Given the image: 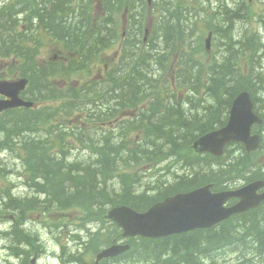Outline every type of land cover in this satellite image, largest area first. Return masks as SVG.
Returning <instances> with one entry per match:
<instances>
[{
	"label": "trees",
	"instance_id": "obj_1",
	"mask_svg": "<svg viewBox=\"0 0 264 264\" xmlns=\"http://www.w3.org/2000/svg\"><path fill=\"white\" fill-rule=\"evenodd\" d=\"M217 2L154 0L158 18L150 31L148 0H0V60H7L0 78H28L23 97L37 106L0 113V152L17 154L32 187L24 197L8 189L6 206L20 217L82 207L85 229L90 232L91 222L98 229L84 242L86 253L130 244L100 264H264V201L213 227L159 238H123L105 216L117 204L145 211L207 183L227 189L264 179V165L256 161L264 141L249 153L231 143L223 157L193 149L194 140L225 125L241 91L252 93L264 118V13L253 15L247 0L231 7ZM116 13L126 17L121 26ZM209 32L210 51L204 42ZM46 45L57 48L44 60ZM111 48L116 59L108 61ZM95 68L101 71L79 85L54 81ZM168 162L165 169L180 162L189 172L175 181L143 180ZM7 169L0 158V175ZM78 253L81 264H93Z\"/></svg>",
	"mask_w": 264,
	"mask_h": 264
},
{
	"label": "water",
	"instance_id": "obj_2",
	"mask_svg": "<svg viewBox=\"0 0 264 264\" xmlns=\"http://www.w3.org/2000/svg\"><path fill=\"white\" fill-rule=\"evenodd\" d=\"M151 2V0H149ZM212 33L206 39V48L210 50ZM29 79H0V112L15 107H33L35 102L24 99L22 92ZM252 95L248 91L240 92L232 103L229 120L224 127L203 134L194 141L197 152L207 151L213 155L222 156L226 144L240 141L247 152L256 150L260 145V135L252 133V126L263 122V117L254 110ZM264 179L254 180L239 187L213 192L207 184L189 192L170 195L150 206L146 211H138L126 204H118L109 209L105 216L114 220L122 228V237L159 238L195 228H206L229 218L234 214L247 211L261 204L264 200ZM263 190L262 193L259 191ZM239 199L232 206H226L228 200ZM130 248L129 243H113L103 247L97 253L95 264L103 258H113L125 253ZM33 259V263L35 262Z\"/></svg>",
	"mask_w": 264,
	"mask_h": 264
},
{
	"label": "rangeland",
	"instance_id": "obj_3",
	"mask_svg": "<svg viewBox=\"0 0 264 264\" xmlns=\"http://www.w3.org/2000/svg\"><path fill=\"white\" fill-rule=\"evenodd\" d=\"M213 1H215L214 4L216 6L221 3L217 2L218 0ZM225 1L231 7L234 6V4L238 0ZM247 1L248 6H250V11H252L251 13L253 15L256 12L263 11L264 13V3L258 0ZM148 6L150 8V11L145 15L144 20L146 21V23L149 22L148 27L151 31L153 28L152 25L157 21L158 15L152 11L153 5L150 6L149 4ZM149 8L147 7L146 10ZM116 14L117 16L115 17H117V20L120 22L119 25L121 26L126 17L121 13ZM240 25L242 29V26L244 24L241 22ZM120 26V33H123V31L121 30H123L124 28H120ZM257 26H259V24H257ZM261 29L263 30V28ZM121 45L122 42H118V44H116L117 51L121 47ZM56 48V45H46V47L42 50L41 58L44 60L50 59L56 53ZM65 54L69 55L67 52ZM104 57H107L108 61H112L113 57L116 59L115 50L113 48L109 49L107 52H105ZM6 64L7 60H0V70H5L4 68L6 67ZM100 71L101 68H98V70L95 68L90 75L88 72L84 71L81 74L70 75L69 79L64 80L63 78L59 77L54 81H56L57 86L70 85L72 82L79 85L86 81H89L90 79H93L94 76L97 75ZM168 76L170 77V75ZM174 83L175 79L172 78V85ZM180 96L184 97L183 92H181ZM260 107L262 108V112H264V101L260 103ZM43 126H45V124ZM74 151H76V149H74ZM83 156H86L88 158L91 157L90 153L87 152L83 154ZM0 158H2L5 165L9 167V169H7L4 173H2V175H0V264H31V261L34 257H36L35 263L38 264H81L78 260L79 258H77V255L79 254L78 252L83 253L81 255V259L86 263L94 261L96 253H86L84 249V242L88 241L91 237L90 232L94 233L98 229L97 225L94 222H91L89 224L91 226L87 225L90 232H88L87 229H84L86 228L84 227L85 211L82 207L64 209V211L54 209L52 212H49L47 214H44L43 210H31L25 216L20 217L15 209L6 206L4 199L6 191L8 189L12 192V195L14 197H24L32 193V187L28 184L30 175L25 170L23 162L16 153L12 152L11 150H3V152H0ZM256 159V161L259 162L261 166L264 165V148L261 154H259ZM172 164L173 162H168V164L163 163L162 165H160V168L156 170V177L146 176L143 180L152 184L155 183L154 181L156 180L155 178H157V176L161 180L166 181L168 180V177L174 180V177L178 176L181 172H189L186 168H183V166H181L180 162L176 166L177 169H173L170 167H168V169H165V166ZM138 168H142V166ZM133 170H136V168L130 169L131 172H133ZM18 181L20 184L18 183ZM23 182L28 186H26ZM114 182H118L117 179L111 182V186ZM140 187H142L143 189L142 184L139 186V188ZM21 193H23L24 195ZM11 214L15 215L14 220L8 217ZM13 227H16V229H18L19 231V233H15L17 234V241L15 238H13L9 231H6L7 229H12ZM3 229H5L4 232L6 233L1 232L3 231ZM23 231L27 233V236H20V234H24ZM10 245L13 246H11L10 248ZM25 249L29 251L28 254H30V257L28 258L26 256V253H22V251ZM220 253L221 252H219V254ZM221 254L226 255L225 253ZM75 259H77L78 261ZM116 264H125V262L121 261Z\"/></svg>",
	"mask_w": 264,
	"mask_h": 264
},
{
	"label": "flooded vegetation",
	"instance_id": "obj_4",
	"mask_svg": "<svg viewBox=\"0 0 264 264\" xmlns=\"http://www.w3.org/2000/svg\"><path fill=\"white\" fill-rule=\"evenodd\" d=\"M252 99H253V96H252ZM254 101V100H253ZM254 105H255V102H254ZM256 110H257V107H256V105H255V112H256ZM257 113V112H256ZM258 114V113H257ZM260 115V114H259ZM261 116V115H260ZM263 117V116H262ZM252 128H253V133H257V134H259L260 135V140H262V141H264V123H260V125H258V124H254L253 126H252ZM238 142H240V141H238ZM231 143H235V142H230V143H228L227 145H226V148H227V146L228 145H230ZM240 143H242V142H240ZM243 144V143H242ZM261 144H262V142H261ZM244 145V144H243ZM244 147H245V145H244ZM226 148H225V151H226ZM259 150V149H258ZM225 151H224V153H225ZM203 153H208V152H202V153H199V154H203ZM208 154H211V153H208ZM211 155H213V154H211ZM213 156H216V155H213ZM177 165H174V168H176L177 169V167H176ZM184 173L185 172H181L180 174H179V176L180 175H184ZM242 185H245V183H242V182H239V183H236V184H233L232 186H230L229 188H227V189H230V188H232V189H234V188H239V186H242ZM193 189V188H192ZM211 189L213 190V192H216V191H225V190H227V189H223V188H214L213 186L211 187ZM264 190V189H263ZM263 190H260L259 192H263ZM189 191H192V190H185V191H181V192H189ZM181 192H175V193H173V194H176V193H181ZM237 202H239V199H237V198H232V199H230V200H228V202L226 203V206L228 207V206H232V205H234V204H236ZM8 217H10L11 219H15V215L14 214H11V215H9ZM218 224V223H217ZM213 227V226H212ZM198 229H200V228H198ZM201 229H204V228H201ZM13 230H16L15 232H18L19 233V231H18V229H16V227H13L12 229H7L6 231H9V233H11V235L13 236V238H15L16 240H18L17 239V234H15L14 232H13ZM192 231H194V230H190V231H183V233H189V232H192ZM2 232V231H1ZM3 233V232H2ZM4 233H6V232H4ZM183 233H177V234H183ZM171 235H175V234H171ZM171 235H169V236H171ZM163 237H167V236H163ZM11 246H13V245H10V248H11ZM23 249V248H22ZM24 251H26V249L25 250H23L22 251V253L24 252ZM32 264H38V263H32Z\"/></svg>",
	"mask_w": 264,
	"mask_h": 264
},
{
	"label": "bare ground",
	"instance_id": "obj_5",
	"mask_svg": "<svg viewBox=\"0 0 264 264\" xmlns=\"http://www.w3.org/2000/svg\"><path fill=\"white\" fill-rule=\"evenodd\" d=\"M222 1V0H221ZM228 1V0H227ZM231 1H233V0H231ZM209 4V3H208ZM233 4V3H232ZM236 4V3H235ZM222 5V4H221ZM239 5V4H238ZM229 7V6H228ZM234 10V9H233ZM215 11V10H214ZM246 23V22H245ZM243 27V26H242ZM241 33V32H240ZM250 35H251V33H250ZM254 35V34H253ZM252 36V35H251ZM252 37H254V36H252ZM242 38V37H241ZM257 39V38H256ZM258 39H259V37H258ZM252 43V42H251ZM260 49H261V47H260ZM259 49V50H260ZM219 51V50H218ZM261 51V50H260ZM221 53V52H220ZM263 53V52H262ZM161 69V68H160ZM203 72V71H202ZM257 73H258V71H257ZM162 83V82H161ZM260 87V86H259ZM119 90V89H118ZM256 93H257V90H256ZM259 93V92H258ZM214 99V98H213ZM166 109V108H165ZM164 109V110H165ZM164 112V111H163ZM163 121V120H162ZM169 124V123H168ZM199 133V132H198ZM106 138H107V136H106ZM187 147V146H186ZM166 148V147H165ZM187 148H189V147H187ZM96 150V149H95ZM111 158V157H110ZM115 159V158H114ZM211 165V164H210ZM207 166V165H206ZM17 167V166H16ZM19 169V168H18ZM17 170V169H16ZM19 171V170H18ZM15 173V172H14ZM20 174V173H19ZM14 175V174H13ZM11 177V176H10ZM15 178V177H14ZM18 183H19V181H18ZM24 183V182H23ZM20 184V183H19ZM25 184V183H24ZM26 185V184H25ZM26 186H28V185H26ZM25 193V192H24ZM20 194V193H19ZM21 194H23V193H21ZM27 194V193H26ZM24 195V194H23ZM89 226H91V225H89ZM3 228V227H2ZM88 228V227H87ZM79 229H81V228H79ZM85 229V228H84ZM0 230H1V227H0ZM4 230L5 229H3V231L2 232H4ZM83 230V229H82ZM1 234V233H0ZM17 241V240H16ZM22 251V250H21ZM187 260V259H186Z\"/></svg>",
	"mask_w": 264,
	"mask_h": 264
}]
</instances>
